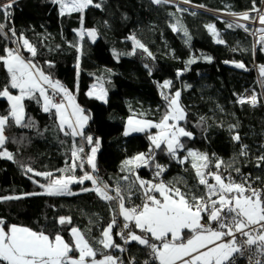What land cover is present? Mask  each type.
<instances>
[{"label":"trees","instance_id":"16d2710c","mask_svg":"<svg viewBox=\"0 0 264 264\" xmlns=\"http://www.w3.org/2000/svg\"><path fill=\"white\" fill-rule=\"evenodd\" d=\"M189 2L211 11L248 12L251 17L254 13L253 0ZM96 3L101 6L95 7ZM262 4L264 7V0H255L256 10ZM11 11L9 20L0 14V23L6 25L0 34V56H5V49L11 43L53 81H59L89 117L85 136L98 138L100 143L95 171L85 164L84 170L77 167L74 172L61 173L60 169L72 163L73 144L77 147L83 144L88 151L87 141L60 131L54 112L41 109L38 93L36 99L25 98L22 123L31 126L21 127L10 121L5 128L8 139L0 148L13 154V160L0 157V198L21 197L0 199V220L5 227L20 225L43 231L52 238L60 233L70 243L73 241L71 227H76L97 250L96 258L104 254L116 257L118 248L103 249L98 243L103 229L117 215L113 212L116 204L101 199L94 191H82L92 188L90 181L83 185L71 184L72 195H27L44 193L40 184L48 183V178L26 173V168L51 172L53 176L80 177L88 171L111 189L126 188L128 182L122 179L124 176L135 181L138 175L148 181L155 167L151 161L148 166L135 168L134 174L128 172L123 162L149 152L153 147L148 139L149 131L125 136V118L133 113L160 119L167 109L164 97L176 91H180L179 100L185 113L180 125L192 136L181 138L184 147L178 150L175 159L166 151L155 150V163L171 162L163 172L166 183L187 193L204 195V186L198 184L189 160L185 162L186 170L175 164L188 150L208 154L214 163L222 161L221 168L215 171L223 176L224 166L242 167L264 183V165L257 166V158L264 156V75L260 70L264 66V50H261L264 45L258 43L260 37L254 43L249 33L251 26L247 25V31L229 28L227 24L231 22L204 10L188 12L174 4L153 0H93V5L83 12L64 16L51 0H16ZM209 24L214 25L219 39L225 43L216 42L217 37L207 28ZM11 29H15L16 36H12ZM88 29H95V40L86 35ZM81 30H85L83 38L79 35ZM21 34L36 49L34 57L19 40ZM131 37L148 52L136 47ZM190 60L194 62L188 63ZM236 62H242L245 68L235 67ZM252 63L256 64V71L250 68ZM166 80L171 82L170 86L162 87ZM94 81L106 89V102L87 95ZM9 84V73L0 62V90ZM253 91L258 102L255 106L250 104ZM246 95L247 100L237 102L238 97ZM9 109V102L0 97V115H8ZM234 135H239V141L232 139ZM242 146H247L246 155L240 154ZM137 188L138 184L133 188L131 199L142 204L143 192ZM60 217L70 218V224L61 225ZM116 228H113V237L119 245ZM133 230L139 234L134 226ZM189 237L186 233V238ZM147 254L145 246L128 243L127 257L134 264H141ZM71 255L77 256L78 252Z\"/></svg>","mask_w":264,"mask_h":264},{"label":"snow or ice","instance_id":"6c2138e0","mask_svg":"<svg viewBox=\"0 0 264 264\" xmlns=\"http://www.w3.org/2000/svg\"><path fill=\"white\" fill-rule=\"evenodd\" d=\"M51 2L60 6L61 16L83 12L84 9L93 5V0H51ZM153 2L168 3L169 0H153ZM184 2L187 3L189 0H184ZM15 3L16 0L0 3V14L5 20L11 19V10ZM94 6L99 8L101 5L96 3ZM253 11H257L255 0H253ZM239 15L243 20L252 18L248 12ZM259 22L264 25V14L259 15ZM81 23L83 24V17H81ZM227 27L248 30L247 26L239 21L228 23ZM5 28L6 25L0 23V34L4 33ZM207 28L213 36L217 37V43H225L224 40L219 39L220 34L214 25L209 24ZM173 30L178 31L175 27ZM257 31L261 34L258 43L264 45V28ZM11 34L16 36L15 29H11ZM79 35L83 38L85 30H81ZM86 35L95 40V29L86 30ZM187 35L185 31V36ZM131 39L136 47L148 52V49L135 40V37ZM19 40L34 57L36 55L34 46L22 34ZM5 52L7 55L0 56V62H3L9 73L10 84L0 90V97L8 99L10 109L8 115H0V148L4 147L8 139L4 133L10 121L21 127L31 126L22 123L25 119L22 101L25 98L36 99L38 93L39 97L43 98V111L47 113L55 110L54 115L60 131L65 135L80 137L86 140L88 145L94 143L96 145L91 148L90 155H85L83 144L77 147L74 143L71 165L59 171L61 173L74 172L77 167L84 170L85 164L90 165L95 171V155L100 141L90 135L85 136L83 129L89 117L84 115V110L75 103L74 96L59 81H53L50 75L45 74L31 60H26L19 48L5 49ZM148 54L151 55L150 52ZM193 62L190 60L188 63ZM235 67L243 69L245 65L242 62H236ZM260 70L264 75V66H261ZM177 75L180 73L178 72ZM170 83L166 80L162 87H169ZM45 85L48 87L46 88ZM10 89H18L20 94L12 95ZM61 94L60 102H56L54 97ZM87 95L92 96L94 93L89 92ZM105 96L106 93L102 88L95 93L96 99L104 100ZM179 97L180 91H176L174 96L164 97L167 109L159 123L129 118L128 127L124 132L125 136L130 132H146L152 128L159 130L155 135L147 133L153 146L148 153H139L123 162L130 174H134L135 168L148 166L151 161L156 169L155 175L159 177L165 168L155 163V150L166 151L170 157L175 159L178 150L184 147L181 138L192 136L191 132L186 131L177 123L185 118L179 104ZM64 100H67V105ZM250 100L253 105L256 103L255 96H252ZM243 102L241 100V103ZM68 107H71V112H68ZM232 139L239 141L240 137L234 135ZM246 148L247 146H242L241 155L247 154ZM188 156L193 158L192 167L195 169L198 184L207 189L204 195L184 192L173 184L144 181L138 175L135 181H131L130 176L122 177L128 182L126 188L118 186L111 189L107 183L88 171H84L80 177L67 174L54 177L51 172H36L31 167L26 168V173L47 177L48 183L40 184V187L44 188V193L27 195H72L69 185L73 183L83 185L85 181H90L93 187L83 188L82 191H94L101 199L117 205L118 215L124 221L121 232L117 235H120L125 243L138 242L139 245L148 248L150 257L159 264H236L238 256H244L253 248L256 250L255 255L264 257V191L254 189L251 185L245 186L248 178H245V184L235 183L230 176L225 178L219 171L213 172L210 168L211 158L208 154L188 150ZM0 157L13 160V154L7 149L0 151ZM257 161L258 167L264 165V156L258 157ZM222 164V161H217L215 168L219 170ZM235 171L239 172L240 169L236 168ZM208 176H211L215 184L209 182ZM33 182L39 184V181L34 180ZM137 184V190L143 191V203L127 207L126 200H131L134 194L133 188ZM112 191L115 195L110 194ZM155 192H158L163 199H158L153 194ZM124 193L128 195L125 196ZM20 198L17 196L0 199ZM113 212H116V208H113ZM205 215L207 222H205ZM58 222L61 225L70 224V218L60 217ZM114 226H118L115 216L112 222L103 229L98 243L103 249L119 248L124 251L113 240ZM133 226L134 229L139 230V234L133 230ZM186 233L190 234V238H186ZM70 234L73 237L71 243L66 241L60 233L52 238L43 231L37 232L16 225L8 226L6 230L4 221L0 220V264H122L118 258L109 254H104L102 259L97 260V250L78 228L71 227ZM73 252H78V256L73 257L71 255ZM144 264H149V261L146 260ZM256 264H264V260H257Z\"/></svg>","mask_w":264,"mask_h":264},{"label":"built area","instance_id":"2783aa9c","mask_svg":"<svg viewBox=\"0 0 264 264\" xmlns=\"http://www.w3.org/2000/svg\"><path fill=\"white\" fill-rule=\"evenodd\" d=\"M7 0H0V3H6ZM263 10H264V7H263V4L257 9L258 13H262L263 14ZM255 12V11H254ZM252 36L254 37V39L256 38V34L252 33ZM250 68H253L255 71L257 70V66L255 63H252L250 65ZM259 78V77H258ZM260 89V87H259ZM49 91V94L51 95V89L49 88L48 89ZM252 96H255L256 97V92L253 91V95ZM251 96V97H252ZM62 98V95H58L56 97H54L55 101L56 102H60ZM248 99V95L246 96H240L237 98V102H241V100L245 101ZM251 105H253L252 103H250ZM258 102H257V98H256V103L253 105H257ZM263 153H264V140H263ZM186 155H182L180 156L179 158H177L175 160V164L178 165V167L182 170H186L185 168V162L187 159H185ZM181 161H183V163H181ZM161 166H163L166 169H168L170 166H171V162H160L159 163ZM215 164L214 162L211 161V164H210V168L211 170L214 172L215 171ZM236 168H239L240 171L239 172H236L235 169ZM236 168H229V167H222V170L224 171V177L227 178V177H231V179L235 182V183H241V184H245V178H248L247 179V182L245 184V186L247 185H251L252 188L254 189H257V190H261V191H264V183L262 182H259L257 180V178L249 171V170H246L242 167H236ZM155 167L153 168L152 172H151V175H150V178L148 181H151L153 183H161L163 182L164 184L167 185L166 183V179H165V176L163 175V173L157 177L155 175ZM207 179L209 181L212 180L211 176H208ZM111 195H113L111 192H110ZM137 205H142L140 203H136L135 201H133L132 199L131 200H128L126 202V206L127 207H134V206H137ZM116 213L117 215L115 216L116 220H117V228H116V234L117 233H120L121 232V229L123 227V223L124 221L119 217L118 215V208H117V205H116ZM125 232H127V230H125ZM119 237V240H120V246L121 248L124 249V251H121L119 248V251H118V254L116 256V258H118V260L120 262H122V264H133V260L132 259H129L127 257V252H128V243H125L124 240L121 238L120 235H118ZM255 248H253L252 251L250 252H246L244 256H238L237 257V261H236V264H256V261L257 260H264V257H261V256H257L255 255ZM149 261V264H159L158 261H154L150 255H149V249H148V254L141 260V264H144L145 261Z\"/></svg>","mask_w":264,"mask_h":264},{"label":"rangeland","instance_id":"374dc122","mask_svg":"<svg viewBox=\"0 0 264 264\" xmlns=\"http://www.w3.org/2000/svg\"><path fill=\"white\" fill-rule=\"evenodd\" d=\"M6 3H7V1H6ZM168 3H171V4H174L178 9H183V10H186V11H188V12H192V11H197V10H199V9H203L202 7H200V6H198V5H196V4H193V3H191V2H187V3H185L184 2V0H169V2ZM59 6V5H58ZM59 10H60V6H59ZM211 13H213L218 19H223V20H227V21H229V22H231V23H233V22H235V21H239V23H241V24H244V25H249V26H251V30H250V35L252 36V33H255L256 34V38L254 39V37L252 36V38H253V41H254V43H256L257 42V40H258V38L260 37V33L257 31L258 29H261V28H264V25H261L260 24V22H259V15L260 14H262V13H258V11H255L254 13H253V16H252V18L251 19H249V20H243L242 18H241V16L239 15V14H242V13H244V12H242V13H234V12H228V11H212ZM235 14V15H234ZM263 14H264V10H263ZM251 17V16H250ZM103 89L104 90V92L106 93V96H105V99L104 100H100V101H102V102H106L107 101V97H108V95H107V91H106V89H104V87L101 85V84H99V83H97V82H92L91 84H90V88H89V90H88V93L89 92H93L94 93V95H92V96H94L95 97V93H98L99 92V90L100 89ZM175 93L176 92H174L173 93V95L172 96H174L175 95ZM66 102H67V100H65ZM68 103V102H67ZM179 104H180V106H181V108L183 109V106H182V104H181V102H180V100H179ZM68 112H71V107H68ZM183 113H184V109H183ZM84 115H86V116H88L85 112H84ZM184 115H185V113H184ZM130 117H132V118H134V119H145V120H150V121H152V122H154V123H159V121L161 120V118L160 119H154V118H150V117H145V116H138V115H136V114H133V113H131V114H129V115H127L126 116V118H125V123H124V129H123V133L125 132V130H126V128L128 127V124H127V122H128V120H129V118ZM178 123V125L180 126V127H182L181 125H180V121H178L177 122ZM87 124V123H86ZM86 124H85V126H84V128L86 127ZM152 129H154V130H152ZM152 129H148V130H146V131H149V133L150 134H152V135H155L159 130L158 129H155V128H152ZM83 131H84V129H83ZM133 133H139V132H130L129 134H133ZM128 134V135H129ZM88 145V144H87ZM93 146H96L95 145V143L93 144V145H88V151L86 150V147H85V145H84V149H85V155H90L91 154V148L93 147ZM195 152V151H194ZM187 155H188V152H187ZM186 155V156H187ZM130 159V158H129ZM192 163H193V158L192 157H190V159H189V165L192 167ZM90 166V165H89ZM91 174H92V172H90ZM55 177V176H54ZM93 187V186H92ZM69 188H70V185H69ZM113 194V193H112ZM114 195V194H113ZM118 208V207H117Z\"/></svg>","mask_w":264,"mask_h":264},{"label":"crops","instance_id":"0c3cea01","mask_svg":"<svg viewBox=\"0 0 264 264\" xmlns=\"http://www.w3.org/2000/svg\"><path fill=\"white\" fill-rule=\"evenodd\" d=\"M7 49H15V47L14 46H11V43H10V45L7 47ZM7 54H5V56H6ZM26 59V58H25ZM26 60H30V59H26ZM32 61V60H31ZM33 62V61H32ZM3 66H4V68L6 69V67H5V65L3 64ZM45 87L47 88L48 86L47 85H45ZM16 90V92H11V94L12 95H19L20 93H19V90L18 89H15ZM62 95V94H61ZM4 99H6L7 101H8V99L6 98V97H3ZM40 104H41V109L43 110V98L42 97H40ZM9 102V101H8ZM22 103H23V101H22ZM64 103H65V105H67V102L64 100ZM10 104V103H9ZM23 110H24V106H23ZM68 110V109H67ZM51 111H55L54 109L53 110H51ZM23 114H24V112H23ZM69 132L71 131L70 129L68 130ZM5 134V133H4ZM5 136H6V134H5ZM8 151V150H7ZM193 151V150H192ZM9 152V151H8ZM187 157V160H189L190 159V157L187 155L186 156ZM214 172H216V171H214ZM210 183H212V184H215V181L212 179L211 181H209ZM47 184V183H46ZM177 187V186H176ZM206 191H207V189H206V187L204 186V194L206 193ZM143 192V191H142ZM154 195H156L157 196V198L158 199H163L162 197H160V195H159V193L158 192H155V193H153ZM142 203H143V197H142ZM205 222H207V218L205 219ZM9 226H11V225H9ZM16 226H18V227H24V226H20V225H16ZM8 227V226H7ZM7 227H5V229L7 230ZM70 232H71V230H70ZM138 234V233H137ZM55 237V236H54ZM53 237V238H54ZM73 238V237H72ZM190 238V237H189ZM113 240H114V237H113ZM73 257H76V256H74V255H72ZM78 256V255H77ZM113 257H115L114 255H112ZM103 257H100V258H96L97 260H99V259H102Z\"/></svg>","mask_w":264,"mask_h":264},{"label":"water","instance_id":"95a60500","mask_svg":"<svg viewBox=\"0 0 264 264\" xmlns=\"http://www.w3.org/2000/svg\"><path fill=\"white\" fill-rule=\"evenodd\" d=\"M199 10H204V11H206V12H208V13L214 15L213 13H211V12H212L211 10H207V9H199ZM214 16H215V15H214ZM111 193H113V194L115 195V192H114V191H112ZM119 217L123 220V218H122L121 216H119Z\"/></svg>","mask_w":264,"mask_h":264}]
</instances>
